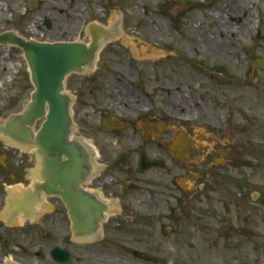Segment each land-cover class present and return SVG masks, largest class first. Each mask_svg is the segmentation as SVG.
I'll use <instances>...</instances> for the list:
<instances>
[{
  "label": "rangeland",
  "instance_id": "rangeland-1",
  "mask_svg": "<svg viewBox=\"0 0 264 264\" xmlns=\"http://www.w3.org/2000/svg\"><path fill=\"white\" fill-rule=\"evenodd\" d=\"M197 1L204 3V0ZM157 2L158 0H146L145 3L136 4L134 0H130L125 3L120 8L125 17V28L118 9H111L108 19L104 16V11L100 13V17L110 25L120 19L123 34L132 33V37L141 43L140 46H148L152 53L157 54L159 60L153 64L149 60L134 63L139 67V76H145L153 87L162 86L164 61L161 57L166 49L162 40L169 34L176 46L171 54L176 53L181 58L187 52L190 58L199 59L209 68H214V63L227 68L231 84L229 89L233 86L234 91H216L215 81L211 88L210 77L214 73L208 70L205 71L207 75L197 73V78L185 73V77H179L182 81L176 85L180 89L178 95L174 96L176 98L173 103L177 105L186 99L185 106L189 108L186 116L195 115L203 109L220 120L222 115L217 112L219 105L216 103H223L224 96L221 94H228V100L233 102L237 111H242L239 117L233 107L239 127L246 130V135L241 139L249 140L252 152L258 149L255 152L257 156H253L251 161L258 168L257 180L264 185V151L260 149L264 142V70L252 68L254 58L264 60V0H259L257 8L252 7L246 26L234 28L231 25L226 31L224 19L216 17L214 13H207L205 9H195L194 17L181 19L183 27L192 30L181 37L169 31L171 22L159 17ZM62 5L63 2L59 5L52 4V7ZM77 7L78 4L72 8L71 18L74 19V26L78 27L80 21L73 13ZM195 18L199 20L192 21ZM41 20V14L31 10L26 0H0V32L12 30L26 39L49 42L36 29ZM192 26L196 29H192ZM129 40L130 44H138L133 38ZM226 40L229 44H226ZM188 44H191L194 52ZM108 49L103 54L106 61L109 60ZM222 50L225 52H219ZM247 50L248 55H243L242 52ZM136 58L144 59L139 56ZM169 60L174 64L178 59L171 57ZM110 61L117 85L115 82H103L99 73L92 76L75 74L67 78L66 91L73 96L75 102V135L94 145L99 154L100 175L91 182L89 190L109 202L113 201L112 195L122 200L123 218L119 214L110 217L104 226V238L100 243L94 244L73 242L68 213L63 203L57 199L48 200L49 205L43 211L45 216L35 222L20 224L18 221L14 228L3 224L9 189H25L35 182L37 159L36 154H26L24 150L11 148L9 143L0 141V264H5L9 259L21 264H58L51 257V251L56 247L73 251V260L69 264H264V229L257 236H243L237 230H226V222L218 224L221 215H225L224 207L228 204L221 188L216 184L221 183L218 181L219 171L211 169L212 176L209 178H196L193 173L197 174V171L189 170L190 165L180 164L174 166V171L169 176L161 175L160 171L157 176L152 173L138 176L135 173L131 181L127 180L121 154L135 144L126 141V134L117 139L115 136L108 137L102 129L106 124L104 111L109 109L113 115L119 110L115 105L122 101L119 91L125 90L128 82L133 83L137 75L127 77L128 66L122 59L119 62ZM120 82L122 83L119 85ZM203 84L207 87H202ZM32 89L23 51L0 46V117L7 119L10 114L21 112L31 99ZM199 98L202 99L199 103L201 109L196 107ZM244 106L251 113H246L242 109ZM203 185L220 189L221 192H203L193 198L183 191ZM197 191L199 192L198 189ZM154 217H158L160 221L154 220ZM183 219L188 225L185 228ZM171 222L179 223L176 232L166 230L161 237L163 225H170ZM6 239H10L8 251L2 249ZM213 250L217 253L213 254ZM139 253L144 255L143 259L138 258L136 254Z\"/></svg>",
  "mask_w": 264,
  "mask_h": 264
},
{
  "label": "flooded vegetation",
  "instance_id": "flooded-vegetation-1",
  "mask_svg": "<svg viewBox=\"0 0 264 264\" xmlns=\"http://www.w3.org/2000/svg\"><path fill=\"white\" fill-rule=\"evenodd\" d=\"M128 1L130 0H26V4L30 6L31 10L41 14L42 20L40 25L36 26V29L39 33H42V36L47 37L51 43L77 42L83 45H90L94 38H100L99 45L101 48L96 68L90 69L87 75L92 76L99 73L103 82L107 84L113 83L117 78L113 75L114 67L110 66V60L119 62L120 59L128 66L129 73L127 77L133 78L134 74L137 75L133 83L128 82L126 89L119 91V98L122 101L115 104L119 110L113 115H111L109 109L104 111L106 130H111L109 133L106 132L107 136H115L120 139L123 134H126V141L130 142V144H135L134 147H130L129 150H125L121 154L122 165L125 166L124 170L128 177L127 180L131 181L135 173L138 176H148L147 174L150 173L157 176L158 171H160L161 175L169 176L173 173L174 166L180 164L182 166L190 165L189 170L194 169V171H197V174L193 173L196 178H209L212 176L210 170H217L220 173V180L218 181L221 183L216 184L225 195L222 194L225 200H228V204L224 207L225 215H221L218 224L222 225L226 222L224 226L228 231L237 230L243 236H257L260 230L264 229V185L257 180L258 168L251 161L253 156H257L255 152L258 149L252 152L249 140L241 139L242 136L246 135V130L239 127L234 117L235 107L233 102L231 103L228 100V94H221L224 96L223 103H216L219 105L217 112L222 115L220 120L210 114L209 111L199 107L201 98L196 104V107L201 110L195 115H185L189 109L185 106L186 99L180 103L178 102L177 105L173 103V99L176 98L174 96L180 89L176 85L182 81L179 77H185V73L197 78V73L202 76L207 75L205 71L208 70L214 73L210 77L209 86L211 88L214 86L213 81H215L217 85L216 91L225 92L227 89L226 92L234 91L233 86L232 89H229L231 84L227 68L222 64L218 66L214 62V68H209L199 59L190 58L187 52L181 58L176 53L175 55L171 54V52L175 51L174 47L176 46L173 45L172 35L169 34L162 40V44L166 48L163 50L165 54L161 57V60L164 61L162 63V86L153 87L149 81H146L145 76H139V67L136 64L134 65V63L137 61L144 63L142 61L149 60L153 64L159 60L157 54L155 52L152 53L151 48L148 46H140L141 43L138 42L137 38L132 37V33L123 34L118 24L110 25L107 20L104 22L100 17V13L102 14V11H104V16L108 19L112 13L111 9L120 11V8ZM61 2H63L61 7H52V4L59 5ZM140 2L145 3L146 0H134L136 4ZM254 2L255 0H204V3L197 0H158L157 6L159 17L171 22L170 28H168L169 31L181 37V35L185 36L192 32L186 26L183 27L181 19L186 20L194 17L195 9H205L207 13H214L216 17L224 19L226 31L229 27H232L231 25L234 28L246 26L249 22V13L252 7L255 6L257 8L259 5V0ZM77 4L78 7L74 9L73 13L77 15L76 19L80 21L78 27L74 26V19L71 18L72 8ZM120 15L125 28L124 13L120 11ZM195 20L198 21L199 19H192L194 22ZM192 21L191 24H193ZM192 29H196V27L192 26ZM129 38H133V41L138 44L135 45L133 42L130 44ZM227 43L228 41L226 40ZM133 45L136 47H133ZM188 46L194 52L191 44H188ZM112 47L119 49L114 50ZM107 49L108 52L110 50V54L107 57L108 61L103 58V54ZM219 52L224 53L225 51ZM242 53L247 56L248 50ZM136 56L144 57V59L138 60ZM171 57H177L178 60L173 64L169 60ZM253 60L252 68H258L255 66L256 61L264 62L260 58H254ZM144 65L142 64V66ZM220 75L222 76L220 77ZM204 86L207 87V85L203 84L202 87ZM223 86H228V88ZM208 92L210 93L211 90ZM242 109L248 114L251 113V110L245 106ZM235 113L240 117L242 111L241 109L238 111L236 109ZM244 116V119L247 120V116ZM252 116L255 119L254 114ZM119 120H124L129 122V124L118 129L116 127L121 125ZM180 136L185 141L183 144L184 152L182 153H179L174 148ZM253 136L255 135L253 134ZM262 141H264V137H262ZM262 143L263 145L260 149L264 151V142ZM141 154L147 156L148 163L155 164V167L140 172ZM255 161L258 162V160ZM229 166L233 167L229 168ZM185 177H188V175ZM206 182L208 183V181ZM183 191L186 195L193 197L203 192L208 194L220 191V189L203 185V187H192L190 190L183 189ZM112 200L113 203L118 205L119 210L123 212L122 200L113 197V195ZM51 214L53 215V213ZM120 216L123 218L124 215L121 213ZM153 219L160 221L158 217ZM182 221L184 228L187 227L185 219ZM176 226H179L178 222L163 225L164 230L160 232V236H164L166 230L176 232ZM187 232L189 233L188 230ZM136 255L138 258H144L141 253Z\"/></svg>",
  "mask_w": 264,
  "mask_h": 264
},
{
  "label": "water",
  "instance_id": "water-1",
  "mask_svg": "<svg viewBox=\"0 0 264 264\" xmlns=\"http://www.w3.org/2000/svg\"><path fill=\"white\" fill-rule=\"evenodd\" d=\"M120 23V19L115 22L119 29ZM99 41L100 38H94L90 46L75 42L51 44L28 40L13 31L0 33V46L23 50L34 85L31 101L20 114L9 115L8 120L0 117V141L9 140L22 148L36 149L40 159L36 155L38 181L32 189L14 196L9 203L10 210L14 216L22 213L27 218H33L37 216L36 207L42 202L43 196L61 198L70 216L71 235L73 233L72 240L75 243L99 239L106 213L109 212L108 204L101 201L96 193L85 189L95 176L96 169H99L94 163L97 161L98 164L97 150L92 148V153L86 142L73 137L75 124L71 109L74 102L73 97L65 91L68 76L83 74L96 64L101 48ZM258 66L264 68L262 64ZM126 124L122 121L120 126ZM184 143L180 136L175 149L184 152ZM148 162L147 156L142 154L140 172L155 167V164ZM7 200L3 224L14 228V225H9ZM118 211L119 215L123 214L116 204H111L108 214H118ZM70 220L68 217L69 224ZM7 247L5 243L4 248ZM51 255L60 264H68L73 260V252L69 249L57 247L51 251Z\"/></svg>",
  "mask_w": 264,
  "mask_h": 264
},
{
  "label": "bare ground",
  "instance_id": "bare-ground-1",
  "mask_svg": "<svg viewBox=\"0 0 264 264\" xmlns=\"http://www.w3.org/2000/svg\"><path fill=\"white\" fill-rule=\"evenodd\" d=\"M92 148L93 149H95L93 146H92ZM96 150V149H95ZM97 156H98V152H97ZM98 158H99V156H98ZM37 172V171H36ZM36 172H35V174H36ZM20 189H21V187H19V188H14V189H9L10 190V192H12V194L14 195V196H17L18 195V192L20 191ZM100 199H101V197H100ZM113 204V203H112ZM115 215H113V214H108V217H114ZM24 221H23V218L22 217H20L19 218V223L20 224H22ZM214 251V250H213ZM217 252L216 251H214L213 252V254H216ZM8 261H11V260H8Z\"/></svg>",
  "mask_w": 264,
  "mask_h": 264
}]
</instances>
